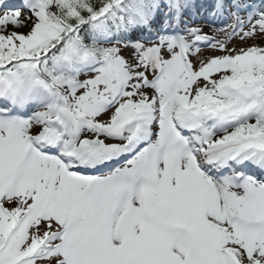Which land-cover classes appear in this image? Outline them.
I'll use <instances>...</instances> for the list:
<instances>
[{"label":"snow or ice","instance_id":"obj_1","mask_svg":"<svg viewBox=\"0 0 264 264\" xmlns=\"http://www.w3.org/2000/svg\"><path fill=\"white\" fill-rule=\"evenodd\" d=\"M257 37L264 0H0V264H264Z\"/></svg>","mask_w":264,"mask_h":264}]
</instances>
